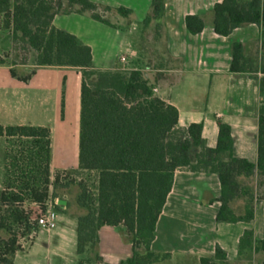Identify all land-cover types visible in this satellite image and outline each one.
Returning <instances> with one entry per match:
<instances>
[{"label":"crops","instance_id":"crops-1","mask_svg":"<svg viewBox=\"0 0 264 264\" xmlns=\"http://www.w3.org/2000/svg\"><path fill=\"white\" fill-rule=\"evenodd\" d=\"M91 1L112 25L95 19L90 11L58 12L53 25L90 46L97 69L120 70L122 54L128 56L132 65L139 63L140 67L135 68L141 70L154 87L155 95L179 110L181 127L203 123L202 135L208 147H217L219 120L228 123L235 140V154L257 163L263 102L259 72L249 68L233 72L231 66L232 44L242 43L247 56L251 41H262L260 26L247 24L223 36L216 33L213 26V8L223 0H166L165 16L160 22L167 58L159 55L157 65L145 67L143 46L153 39L159 23L152 20L144 24L145 18L153 12L152 0ZM119 8L129 9L131 13L122 15ZM189 14L203 18L202 32L192 34L188 30L186 16ZM11 35H14L12 23L4 26L0 19V57L3 59L0 63V125L49 128L50 179L61 173L75 178L69 185L56 189L57 193L59 190L63 193L54 201L49 200L55 213L51 224L38 226L31 239L17 250L14 262L120 264L133 255L132 236L123 224L101 226L98 245L83 254L77 252L78 220L89 212L78 203L82 192L80 183L86 184L94 205H97L99 185L97 171L80 168L82 71L64 65H37L28 70L26 65L13 63L10 51L5 49L12 43ZM13 69L17 76L12 74ZM27 76L28 80H23ZM201 150V147L193 148L195 155ZM221 192L217 172L177 169L156 224L152 250L171 257L201 259L214 257L219 245L231 261L239 256L240 238L245 230L254 231L257 240L264 239V198L254 202L253 220L218 222ZM97 253L104 262L95 259Z\"/></svg>","mask_w":264,"mask_h":264},{"label":"trees","instance_id":"trees-1","mask_svg":"<svg viewBox=\"0 0 264 264\" xmlns=\"http://www.w3.org/2000/svg\"><path fill=\"white\" fill-rule=\"evenodd\" d=\"M165 1L152 0L153 12L145 18V25L152 20L159 21L157 26L162 25L160 21L165 16ZM71 11H90L95 19L112 25L91 0H0V12L8 18L6 25L12 23L14 36L19 37L20 33L37 51L38 65L72 66L81 69L83 74L80 168L97 171L99 185L97 205H94V199L89 197L87 188L80 183L82 192L78 203L88 208L89 212L78 220L77 252L83 254L98 245L101 226L123 224L132 236L133 255L120 264H153L157 259L169 256L156 254L151 244L158 218L173 186L175 171L180 168L211 170L219 174L222 192L218 199L221 202L218 222L253 220L252 194V201L250 199L245 205L243 214H238L231 204L243 196L244 187L239 182V176H251L256 171L264 175V99L260 107L257 163L235 154L232 127L220 120L217 147L210 148L202 135L203 123L181 127L177 107L155 95L154 87L144 78L141 70L127 73L97 69L91 47L53 25L56 13ZM118 12L128 15L131 10L119 8ZM213 12L215 32L223 36L247 24L260 26L264 61V0H223L215 4ZM186 25L192 34H198L203 31L205 22L201 16L189 14ZM232 54L231 70L244 71L243 44L234 42ZM1 62L3 59H0ZM11 72L17 76L15 69ZM260 72V91L264 97V66ZM93 77L96 79L93 80ZM28 78L24 77L23 80ZM0 136L25 138L29 143L30 156L28 159L25 157L28 156L25 155L26 150H20L9 164L15 178L9 179L7 187L0 192V230L10 231L16 224L24 226L30 233L39 227L38 224H30L32 213L24 205L23 192L31 201L43 206L47 201L59 198L56 187L60 174L53 183L55 191L50 193L49 188L50 129L30 125H0ZM194 147L202 148L195 160L192 157ZM10 175L7 172V178ZM4 206H8V209L3 211V215ZM142 247L143 252L140 251ZM19 248L16 237L0 239V264H15V254ZM248 249L264 251V239H255L252 230H245L241 236L239 255ZM95 259L104 262L98 253ZM215 260L228 261L219 245L215 256L202 257L201 263L213 264Z\"/></svg>","mask_w":264,"mask_h":264},{"label":"rangeland","instance_id":"rangeland-1","mask_svg":"<svg viewBox=\"0 0 264 264\" xmlns=\"http://www.w3.org/2000/svg\"><path fill=\"white\" fill-rule=\"evenodd\" d=\"M246 1V0H242ZM65 4H67V1H65ZM78 7V6H75ZM99 12V11H98ZM0 19L5 26L6 21L8 18L4 15L1 14ZM155 35L153 39L148 42L144 43L142 54L145 60L142 62L145 67L147 66H155L159 62V55L163 58H167L165 54V44L163 41V36L161 33V26H155ZM11 40L12 43L10 47H6L5 49L10 51L11 58L10 60L15 63V64H21V65H26L28 67V70H32V68L36 67L37 64V51L34 50L28 43L27 41L22 38V36L15 37L14 35H11ZM260 39H255L254 41H251V44L247 48V56H245L244 53V65L245 68H249L252 71L259 72L258 76L262 77V73L260 72V69L262 66H264V61L262 58V49H261V44H260ZM7 53V52H5ZM0 59H2L0 57ZM135 64H131V67H140L139 63L134 62ZM137 67V68H138ZM136 70V68H135ZM133 70L129 71H123V72H131ZM93 80L96 79V77L92 78ZM264 99V97H263ZM28 140L25 138L19 139V138H10L6 140L5 138H0V192L3 191L7 187V183H9V179L15 178L14 171L12 167H10V163L13 160V157L15 154H17L20 150H26L25 152L28 156V159L30 158L29 152H28ZM192 157L195 160L196 155L195 152L192 150ZM22 163V161H20ZM33 164V163H32ZM24 165V164H23ZM26 166V165H24ZM7 172H9L11 175L9 178H7ZM38 180L39 175H37ZM55 179V178H54ZM51 180L50 184V193H53L55 191V187L53 185L55 180ZM75 180V178L72 176V174L69 173H61L60 174V179L58 182V186L56 189L62 188L61 186H65L68 182H72ZM239 182L242 185L243 190V196L240 198L236 199L234 202H232V207L238 214H243L245 210V205L248 203V201H252L251 196H253V203L257 200L263 199L264 198V175L258 173L257 171L251 175V176H239ZM86 187V184H85ZM247 189V190H245ZM249 191V192H247ZM24 193L25 197V202L24 205L25 207L31 211L32 217L30 224L35 225L36 219L41 217L44 214L45 206L38 204L36 202L31 201L26 192ZM63 192L62 190H59L58 195H61ZM250 194H252L250 196ZM89 197L93 198L91 196V193H88ZM1 208V205H0ZM2 214L3 211L8 209V206L2 207ZM4 215V214H3ZM11 221V219H10ZM32 232H27L26 228L24 226H19L16 224H13L12 229L9 230H0V239H5L9 240L13 237H16L18 240V245H22L24 242H27L31 239ZM141 252H143V247L140 249ZM153 264H202L201 259L198 258H185V257H171V256H166V257H161L157 259ZM209 264V263H207ZM212 264V263H210ZM213 264H264V251H259L255 252L252 249L246 250L242 255H239L236 260H231L227 262H223L222 260H215Z\"/></svg>","mask_w":264,"mask_h":264},{"label":"built area","instance_id":"built-area-1","mask_svg":"<svg viewBox=\"0 0 264 264\" xmlns=\"http://www.w3.org/2000/svg\"><path fill=\"white\" fill-rule=\"evenodd\" d=\"M119 61L121 63L120 70L121 71H129V70H135V68L131 67V62L128 59V56L125 54L120 55ZM55 213L52 209V203L51 201H47L45 203V210L44 214L37 218L35 221L38 224V226L41 227H48L51 224V220L53 219ZM35 231H32L31 235H33Z\"/></svg>","mask_w":264,"mask_h":264}]
</instances>
